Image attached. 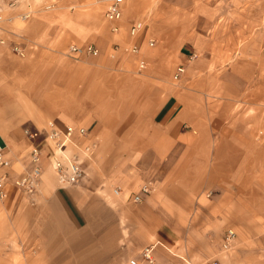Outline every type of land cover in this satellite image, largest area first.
<instances>
[{
    "label": "crops",
    "instance_id": "crops-1",
    "mask_svg": "<svg viewBox=\"0 0 264 264\" xmlns=\"http://www.w3.org/2000/svg\"><path fill=\"white\" fill-rule=\"evenodd\" d=\"M131 6L118 24L94 0H19L4 11L11 20L0 22V145L8 162L0 264L3 255L20 264L264 257V84L253 73L242 78L239 66L226 82L197 41L159 31L169 22L145 21L129 38V26L141 22ZM86 46L97 55L70 52ZM178 66L185 72L175 82ZM51 124L74 129L63 152L80 162L73 185L59 183L53 168L60 154L46 138ZM33 148L41 178L26 192L16 183L35 167ZM228 231L235 238L223 250Z\"/></svg>",
    "mask_w": 264,
    "mask_h": 264
},
{
    "label": "rangeland",
    "instance_id": "rangeland-1",
    "mask_svg": "<svg viewBox=\"0 0 264 264\" xmlns=\"http://www.w3.org/2000/svg\"><path fill=\"white\" fill-rule=\"evenodd\" d=\"M130 2L133 20L144 25L169 22L159 31L197 41L207 53L209 67L222 70L219 76L226 82H231L230 69L239 66L246 70L242 78L253 73L254 82L264 84V0H125L124 6ZM3 258V264L11 263ZM259 260L264 264V257ZM11 264L20 262L14 259Z\"/></svg>",
    "mask_w": 264,
    "mask_h": 264
},
{
    "label": "built area",
    "instance_id": "built-area-1",
    "mask_svg": "<svg viewBox=\"0 0 264 264\" xmlns=\"http://www.w3.org/2000/svg\"><path fill=\"white\" fill-rule=\"evenodd\" d=\"M97 3L101 4L103 7V17L107 22L112 24H118L122 21L123 18V7L125 0H95ZM19 3V0H0V22L6 20L10 22V18H4V11L13 10L15 6ZM27 18V16H22V19ZM145 26L143 22H134L128 28L129 38L135 39L137 38L144 30ZM114 33L118 32V27L115 26L112 28ZM4 44V41L0 39V45ZM154 45V41L149 39L147 41V46L152 48ZM129 51L133 54L138 53L139 49L137 46L133 45L130 47ZM12 52L19 55L20 57H24L23 52L16 46L12 47ZM70 52L82 54L85 53L87 55H97L98 51L92 46H86L84 48L70 47ZM145 62L139 61L138 63V71H142L145 69ZM185 69L183 66H178L175 69L173 74V81L177 82L180 80L181 76L184 74ZM50 131L47 134L49 140L53 142V147L55 152L59 153L60 156L55 159L53 163V168L58 176L59 183L70 186L75 184L79 178L82 176V170L80 168V162L75 155H65L63 152L65 151L66 144L71 142L72 135L74 133V129L72 127H67L64 132L59 131L54 128L51 124ZM78 134L80 137H84L86 132L84 129L80 128L78 130ZM30 139H35L38 135L37 133L28 135ZM31 161L35 164L33 171L27 177H24L22 180L16 183V186L23 189L26 192H31L34 188L37 187L38 180L41 175L40 168L37 166L39 162V153L36 148H33L31 151ZM8 166V162L4 159V148L0 145V199L3 197V183L5 181V177L1 173V169ZM235 238V234L232 231H228L224 243L222 245L223 250L230 249L231 243ZM143 258L149 262H151L150 250L149 248L145 249L142 253ZM130 264H135L133 261ZM206 264H218L216 261H210Z\"/></svg>",
    "mask_w": 264,
    "mask_h": 264
}]
</instances>
